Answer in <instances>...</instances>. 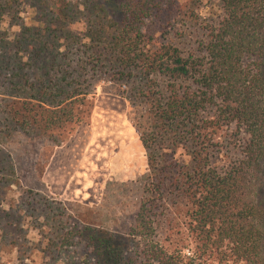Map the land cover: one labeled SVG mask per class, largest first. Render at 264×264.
<instances>
[{
	"label": "trees",
	"instance_id": "1",
	"mask_svg": "<svg viewBox=\"0 0 264 264\" xmlns=\"http://www.w3.org/2000/svg\"><path fill=\"white\" fill-rule=\"evenodd\" d=\"M73 1L51 0L48 39L12 44L31 54L30 69L41 59L40 75L11 71L0 123L8 138L11 126L64 129L86 100V65L107 54L120 78L138 76L143 198L127 233L83 226L67 236L83 240L82 264H264V0H219L206 17L187 2L174 10L175 0H81L93 25L82 49L66 35Z\"/></svg>",
	"mask_w": 264,
	"mask_h": 264
},
{
	"label": "rangeland",
	"instance_id": "2",
	"mask_svg": "<svg viewBox=\"0 0 264 264\" xmlns=\"http://www.w3.org/2000/svg\"><path fill=\"white\" fill-rule=\"evenodd\" d=\"M175 1L174 10L187 2L202 17L220 6L219 0ZM50 2L18 0L13 9L0 10V113L12 99L7 85L12 70L40 75L41 59L30 69L31 54L14 53L12 44L28 42L31 35L50 37L43 33L55 23ZM81 3L73 1L66 25L67 36L77 35L75 49L91 44L92 20ZM93 45L101 50L105 43ZM106 56L108 61L94 60L96 68L91 61L86 65L81 78L86 100L75 104L79 118L64 129L26 134L11 126L8 138L9 129L0 123V168L9 159L16 167L14 175L0 173V264H82L83 240L67 236L83 226L123 234L134 222L148 174L141 142V132L149 129L147 107L135 95L141 83L136 73L120 78L111 54Z\"/></svg>",
	"mask_w": 264,
	"mask_h": 264
}]
</instances>
